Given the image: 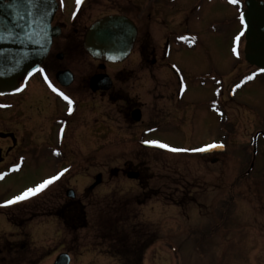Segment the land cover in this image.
<instances>
[{
  "label": "rangeland",
  "instance_id": "374dc122",
  "mask_svg": "<svg viewBox=\"0 0 264 264\" xmlns=\"http://www.w3.org/2000/svg\"><path fill=\"white\" fill-rule=\"evenodd\" d=\"M226 9L218 3L201 12L204 27L233 18L222 23L220 37L209 36L206 49L184 44L171 55L177 74L165 62L152 63L154 55L139 60L136 48L122 65L131 70L130 81H114L107 93L73 83L77 105L67 117L63 159L45 151L61 143L54 120L62 107L46 99V113L38 90L8 99L17 106L0 112V130L18 128L7 152L17 142L27 159L19 172L0 180V203L64 166L69 171L38 195L0 207V241L13 244L0 254V264H52L62 252L70 264H128L141 253V264H264V139L258 138L255 156L250 141L254 131L264 130V81L249 83L235 100L220 104L221 86L251 74L241 60L243 41L239 55L232 52L241 31L236 9ZM119 86L125 92L118 93ZM129 105L140 107L139 122L125 119ZM145 140L188 151L150 150L140 145ZM5 143L0 139V146ZM214 143H225V152L201 156L192 150ZM132 170L140 178L126 176ZM99 173L102 182L90 189ZM66 188L74 197H65ZM78 202L76 212L82 208L84 218L69 214Z\"/></svg>",
  "mask_w": 264,
  "mask_h": 264
},
{
  "label": "flooded vegetation",
  "instance_id": "af4514ba",
  "mask_svg": "<svg viewBox=\"0 0 264 264\" xmlns=\"http://www.w3.org/2000/svg\"><path fill=\"white\" fill-rule=\"evenodd\" d=\"M54 2L56 4V8L50 25L52 28L56 29L58 33L52 38L48 54L39 64V68L45 69L44 74L48 76L49 80L52 81L56 88L70 96L73 101L72 111L77 105V101L70 93V88L72 87L73 83L76 84L80 82L81 87H78L86 91L89 90L91 93H107L112 89V87H114V81L120 84L130 81V77H127L126 74L128 73L130 75L131 70L122 65L136 48H138V51H135L139 54V60L144 61L145 59H148V57L154 55L155 57L152 59V63L157 60L161 63L165 62L167 69L173 71V74H177L174 66L168 61L171 55L178 54L180 52L181 46L184 44L189 48V50L195 49L198 44L203 47V50L206 49L205 45L209 41V36L220 37L219 33L222 31L219 29H222V23L230 19L232 20L233 18L232 16L229 19L226 17L222 19L220 18L222 20L221 22L219 19L218 21L211 22L208 24V26L204 27L202 26L200 20L204 17L201 12L206 7L209 8L212 4L220 3L226 6L227 12L228 9L230 10L234 7L237 12L235 19L238 20L237 23L240 26V31H242V26L240 24V13H242L245 9V0H240L239 6L229 4L228 0H82V3L79 7L76 6L75 0H64L63 7L60 6V0H54ZM73 13L75 14L73 15ZM108 16L124 17L136 28L134 44H132L133 46L130 53L124 59L97 60L91 57L84 49V39L89 28L92 27L97 21ZM230 35L232 39L233 34ZM181 37H186L187 39H181ZM192 38L195 39L193 40ZM242 41L244 46V36L241 38L240 43H242ZM150 46L154 47L150 48ZM157 51L159 52L157 53ZM80 53H82L83 58L77 59V56H79ZM65 58H67V62L61 65L60 62ZM242 58L243 59L241 60L247 63L245 61L244 54ZM88 63L92 65V70L90 69L91 67ZM76 65L77 69L78 67L86 68L87 73L85 72L78 74ZM59 72L64 73L58 77L57 74ZM253 73H256L257 75L252 80L245 79L246 77L251 76ZM44 74L35 73L27 79H20L19 86H23L25 84L27 85L22 92L12 95L0 96V105H3V107H0V112L6 110L9 106H17V103L9 101V98L18 99L20 95L26 93V91L34 92V90H38L37 93L39 96H37V98L40 101V104L43 105V108H45L46 113H49L51 107L50 102L45 104L46 99L47 101L52 99L53 102H55L57 105H60L63 109L61 111V115L58 116L60 118H55L54 120V125L57 128L56 133L59 141L61 142V146L65 132L67 130V123L69 122L67 119V117H69L68 104L65 100H63L62 97L54 93L48 87V84L43 78ZM97 74H106L110 77L112 85L108 90H97L93 92L90 89L89 81ZM69 78H72L71 84L64 85L63 83ZM256 80L259 82L261 81L262 83L264 81V74H261L258 68L251 66V74L247 75L244 73L238 79H234L233 82H226L225 85L219 88V94L221 96L220 104L223 106L228 100H235L239 91H241L249 83L255 82ZM237 84H240L241 86L236 88ZM177 85V89L179 88L178 93L180 95L182 86L179 82ZM117 91L118 93L125 92L122 86H119ZM115 99L120 100L121 98L116 96ZM123 101L126 102L124 99ZM55 107L58 111L57 106ZM136 108H138L136 105H129L127 112H125V119L130 121V123H136L133 122L131 116L132 110ZM57 111H55L54 114H56ZM39 114V117L43 116V109L41 111L39 110ZM37 125H40V123H37ZM15 129L18 130V128ZM16 130H0V132H3V135L0 136V139L2 141H6L3 146H0V173L19 172L23 167L24 162H26V151L24 150L23 152L22 147L18 145L17 142L15 145H13V148L7 152V149L10 147V142H12L11 137L13 134L15 137L17 136ZM258 137L264 139L263 130L254 131L251 141L253 142L255 139L257 144ZM47 149L48 150H45L46 152H52L54 148L48 146ZM40 154H42V149L38 151L36 156L38 157ZM16 165H19V169L12 171ZM126 170L127 169H125V171ZM246 172L249 171L247 170ZM139 176L140 172H138V176L136 177ZM65 197H67L66 194ZM78 203L75 204V206L73 204L74 208L71 203L69 214L71 216H75V214H77L84 218L85 213L82 208H80V213L76 212L78 211L76 210L78 205L81 207V204ZM68 205L69 204L66 203L64 206ZM73 210L75 211L73 212ZM18 213H20V211H17V214ZM67 215L68 211L66 212L65 216ZM6 217L8 222H12V224L16 226V224L13 223V220L11 219L14 216H11L10 218V216L7 215ZM8 244V238H4L0 241V254H3L4 251H7V249L10 248L7 246L13 245ZM128 259V264H136V262L138 263V260L135 258L134 260L130 258Z\"/></svg>",
  "mask_w": 264,
  "mask_h": 264
},
{
  "label": "water",
  "instance_id": "95a60500",
  "mask_svg": "<svg viewBox=\"0 0 264 264\" xmlns=\"http://www.w3.org/2000/svg\"><path fill=\"white\" fill-rule=\"evenodd\" d=\"M244 10L246 61L259 69L264 68V0H246ZM56 4L54 0H0V95L17 92L21 78L29 77V73L38 68L50 48L51 39L58 31L51 28ZM136 28L120 16H108L97 21L89 28L84 49L95 59H123L134 44ZM64 72L57 74L59 77ZM69 78L64 85H69ZM112 81L106 74H97L89 81L90 89L108 90ZM133 121L141 119L140 109L132 111ZM143 146L158 148L143 143ZM224 146L211 148L201 152L223 153ZM128 177L138 176L137 172H129ZM93 189L102 181V175L97 174ZM68 197H74V191L68 189ZM70 256L66 252L57 255L52 264H69Z\"/></svg>",
  "mask_w": 264,
  "mask_h": 264
},
{
  "label": "snow or ice",
  "instance_id": "6c2138e0",
  "mask_svg": "<svg viewBox=\"0 0 264 264\" xmlns=\"http://www.w3.org/2000/svg\"><path fill=\"white\" fill-rule=\"evenodd\" d=\"M30 3L33 2V0H29ZM82 3V0H75V4L77 7H79ZM228 3L234 6H239L240 4V0H228ZM60 6L63 7L64 6V0H60ZM75 13H73L74 15ZM240 24L243 27L244 25V14L240 13ZM245 35V33L243 31H241L239 33V35H237L235 37L234 40V46L232 48V52L234 54H236L237 56L239 55V51H238V44L241 41V38ZM181 39H187L186 37H181ZM193 40L195 38H192ZM175 67V66H174ZM261 74H264V68H261L260 70ZM35 73H41L44 74L45 73V69L44 68H35L32 72L29 73V76L34 75ZM257 74L253 73L251 76L246 77V80H252ZM45 82L48 84V87L57 95H59L60 97L63 98V100H65L68 104V110L69 113H71L72 111V104L73 101L70 98V96L68 94H66L65 92L61 91L60 89L56 88L54 86V84L52 83L51 80H49L48 76L46 74H44L43 76ZM27 85H23V86H18L16 91L17 92H22L24 90V88ZM241 85L237 84L236 88H239ZM219 91V90H218ZM0 107H3V105H0ZM213 107H215V105H213ZM145 144H149L158 148H162V149H167L168 151H172V152H179V151H188V149H180V148H174L171 147L169 144L167 143H163L161 141L158 140H145L144 141ZM223 147L222 144H210L208 145L206 148H197V149H192L193 151H207L211 148H220ZM56 155H59V152L56 153ZM19 169V165H16L12 171H16ZM67 172V169H64L63 171L57 173L56 175H53L47 179L42 180L40 183L35 184L33 187H28L25 188L23 191H21L19 194L14 195L11 199L5 200L3 202V204H0V207H8L10 205L13 204H17L19 202L25 201L30 199L31 197H34L36 195H38L40 192H42L43 190H45L46 188H48L49 185L53 184L55 181H57L61 176L64 175V173ZM6 175V173H0V179H3L4 176Z\"/></svg>",
  "mask_w": 264,
  "mask_h": 264
},
{
  "label": "trees",
  "instance_id": "16d2710c",
  "mask_svg": "<svg viewBox=\"0 0 264 264\" xmlns=\"http://www.w3.org/2000/svg\"><path fill=\"white\" fill-rule=\"evenodd\" d=\"M74 206H75V204H74ZM74 206H73V208H74ZM77 210V209H76ZM75 210H73V212H74ZM80 213V212H79Z\"/></svg>",
  "mask_w": 264,
  "mask_h": 264
}]
</instances>
